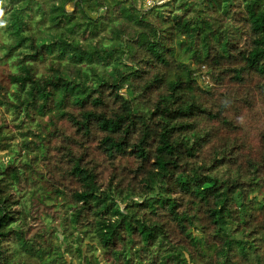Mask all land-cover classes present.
Returning a JSON list of instances; mask_svg holds the SVG:
<instances>
[{
    "label": "trees",
    "instance_id": "16d2710c",
    "mask_svg": "<svg viewBox=\"0 0 264 264\" xmlns=\"http://www.w3.org/2000/svg\"><path fill=\"white\" fill-rule=\"evenodd\" d=\"M143 2L0 0V264H264V0Z\"/></svg>",
    "mask_w": 264,
    "mask_h": 264
},
{
    "label": "rangeland",
    "instance_id": "374dc122",
    "mask_svg": "<svg viewBox=\"0 0 264 264\" xmlns=\"http://www.w3.org/2000/svg\"><path fill=\"white\" fill-rule=\"evenodd\" d=\"M158 2H161L162 0H157ZM153 2V0H144L143 4L144 5H148L151 4ZM73 4L74 3H68L67 8L72 9L73 8ZM93 14V13H92ZM8 40L7 39V32L5 30H0V56H2L4 54L5 49L1 46V43L3 41ZM110 39L108 38L106 40L107 43H109ZM38 62V61H37ZM36 62V63H37ZM39 72H44L47 70L46 66L44 63H39ZM7 70H16V66L14 64H12V57L8 58L6 60H0V78H6V74L5 71ZM11 90V89H10ZM1 91H0V96H1ZM56 111V108L49 113H46L45 111H38V114L40 116L43 117V120L45 121H50L52 118L53 113ZM3 118L6 119L7 122V129H9L10 132L14 133L13 134V138L8 140L9 141V145H3L0 146V159H3L5 161L9 160L11 158V155L14 154L15 150H18L19 143L22 140L20 134L17 132V128L14 126L13 123H15V118L13 115V112L11 110H9L8 108H6L4 105L0 104V122L3 120ZM245 121L247 120L246 118H244ZM19 121V119H18ZM248 122L251 124V120L249 119ZM65 125L67 124L66 121L63 122ZM262 125V127L264 128V118L263 120L259 123ZM259 133L255 132V133H250L248 136V141L250 143L253 144H257L258 142H260V138H258ZM46 145H43L41 147L36 148V150L40 151L41 155L43 154H47L50 145L45 143ZM47 151V152H46ZM249 151V150H247ZM44 158V157H43ZM41 158V159H43ZM41 181L45 182V185L43 188H36L34 190L35 193L30 192L25 198V203H27L28 205L34 206L35 208L38 209L39 215H41L42 217H44L45 220L49 221L51 218V216L49 215V213H53L56 215V217L58 218L56 220V222L54 223V225H56V227H58L59 229H61V220L63 221V217H64V212L61 211L60 209V199H61V195L59 192H57V186L51 184L46 175L43 176H39ZM40 195H44L46 196L45 199V203H42L39 200V196ZM60 210V211H59ZM76 241L79 242V246L82 247L83 249H85L86 251H89L90 254H94V255H98L99 259L102 261V264H109L106 259L104 258V256L101 254V251L96 248L97 247V243L92 241V239L90 237H83L82 234L80 233H76ZM90 236V235H89ZM60 237L63 238V231H61L60 233ZM92 245V247H91ZM31 248V246H30ZM29 248V249H30ZM88 253V252H87ZM62 254H59V256H61ZM70 260V258H69ZM57 264H62V263H57ZM78 264V263H77Z\"/></svg>",
    "mask_w": 264,
    "mask_h": 264
}]
</instances>
